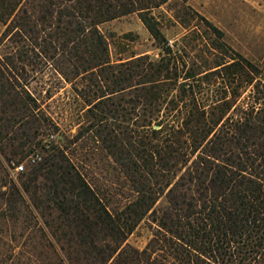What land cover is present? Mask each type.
<instances>
[{
	"label": "trees",
	"instance_id": "16d2710c",
	"mask_svg": "<svg viewBox=\"0 0 264 264\" xmlns=\"http://www.w3.org/2000/svg\"><path fill=\"white\" fill-rule=\"evenodd\" d=\"M169 1L0 0V134L22 121L17 138L26 141L18 148L29 143L30 150L13 154L23 160L34 149L46 152L21 186L11 183L1 197L12 214L25 194L35 207L58 210L65 238L99 264H264L261 72L188 0L176 21H160L153 10ZM132 13L158 57L112 59L100 25ZM177 24L183 37L167 38L164 28ZM30 52L52 64L83 102L68 143L37 140L41 127L58 128L18 89ZM78 142L124 176L132 193L124 206L110 209L68 155ZM143 221L153 235L141 249L127 240Z\"/></svg>",
	"mask_w": 264,
	"mask_h": 264
},
{
	"label": "rangeland",
	"instance_id": "374dc122",
	"mask_svg": "<svg viewBox=\"0 0 264 264\" xmlns=\"http://www.w3.org/2000/svg\"><path fill=\"white\" fill-rule=\"evenodd\" d=\"M181 1L170 0L154 9L153 14L166 24L172 22L171 19L176 21L174 15ZM187 3L224 32L223 41L229 47L258 66L261 74L257 80L264 81V0H188ZM100 28L111 43L113 60L134 52L159 56L160 50L154 38L137 13L105 22ZM184 32L180 24L164 28L167 38L172 40L181 39ZM124 34L131 36L123 38ZM180 44H186V41ZM30 55L21 64L25 65V69L19 68L17 73L18 89L23 87L37 101L41 112L58 128L41 127L37 140L46 143L56 137L60 144L68 143L66 139L78 132L83 102L76 95L72 84L52 64L46 63L43 56L31 52ZM216 85L223 84L219 82ZM22 128V121H19L14 124L12 131L0 134V264H99L85 259L83 252L78 250L79 246L65 238L64 234L69 228L58 218V210L52 206L46 207L44 204L40 208L35 207L30 196L25 194L27 201L20 211L9 213L1 191L8 189L11 183L21 186L25 180L24 173L37 161L43 160L46 153L44 149H34L23 160L13 154L14 149L30 150L29 143L18 148L20 141H26L17 138L22 134ZM86 145L81 142L70 144L67 153L80 165L88 182L100 193L110 209L124 206L131 198V186L111 159H101L96 151ZM21 163L24 164V170L17 172L15 166ZM152 233L150 224L143 221L127 242L142 249ZM107 264L115 263L110 261Z\"/></svg>",
	"mask_w": 264,
	"mask_h": 264
},
{
	"label": "built area",
	"instance_id": "2783aa9c",
	"mask_svg": "<svg viewBox=\"0 0 264 264\" xmlns=\"http://www.w3.org/2000/svg\"><path fill=\"white\" fill-rule=\"evenodd\" d=\"M15 170L17 171V172H21V171H23L24 170V164H18V165H16L15 166Z\"/></svg>",
	"mask_w": 264,
	"mask_h": 264
},
{
	"label": "water",
	"instance_id": "95a60500",
	"mask_svg": "<svg viewBox=\"0 0 264 264\" xmlns=\"http://www.w3.org/2000/svg\"><path fill=\"white\" fill-rule=\"evenodd\" d=\"M155 128H159V125H155Z\"/></svg>",
	"mask_w": 264,
	"mask_h": 264
}]
</instances>
